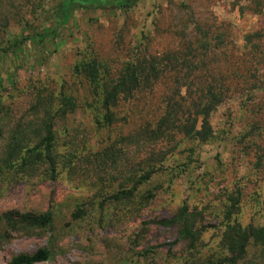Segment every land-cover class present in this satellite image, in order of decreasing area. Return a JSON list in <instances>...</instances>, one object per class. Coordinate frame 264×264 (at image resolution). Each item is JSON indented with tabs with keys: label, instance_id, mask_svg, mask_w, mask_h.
Here are the masks:
<instances>
[{
	"label": "rangeland",
	"instance_id": "rangeland-1",
	"mask_svg": "<svg viewBox=\"0 0 264 264\" xmlns=\"http://www.w3.org/2000/svg\"><path fill=\"white\" fill-rule=\"evenodd\" d=\"M60 1L0 0V264L42 249L51 259L39 264H264L262 244L250 239L235 262L223 237L234 223L264 227V0H139L77 12L56 38L10 46L50 33ZM136 63L161 77L111 106L106 125L99 85ZM217 77L229 92L207 138L163 126L168 100L186 110L198 79ZM49 133L55 174L39 157ZM184 207L191 246L183 225L160 223ZM48 210L47 227L5 219Z\"/></svg>",
	"mask_w": 264,
	"mask_h": 264
},
{
	"label": "trees",
	"instance_id": "trees-1",
	"mask_svg": "<svg viewBox=\"0 0 264 264\" xmlns=\"http://www.w3.org/2000/svg\"><path fill=\"white\" fill-rule=\"evenodd\" d=\"M138 2L139 0H61L55 6V18L57 19V23L56 27L50 33L35 34L24 40H16L12 42L10 46L12 48H16L20 46L24 41L26 42L30 40L34 42L37 41L38 43H43L48 39L56 38L59 29L65 26L77 12L97 9L124 11L130 9L131 7H134ZM258 37L261 38L260 35ZM206 43L208 45L204 47L206 49V52L211 51L212 48L209 45L210 42L208 41ZM181 61L182 60H180V58H177L176 60V62L178 63ZM201 61L202 66L208 68V63L205 58H203ZM157 68L158 67L156 65H153V63H150L148 65L145 64V66L140 63H136V66L134 67L128 66L127 69L119 76L118 81L113 83L114 85L111 84L110 87H108V85L106 84L99 85V74H97V69L95 70V72L93 73L94 76L91 77L92 82L97 81V84L100 87H103V89L105 87L106 89L101 96L103 97V105L107 110V114L106 116H104L106 125L110 126L113 122V118L109 113V111L111 110V106L115 105L119 100L127 101L128 99H131L134 95V92L147 89L149 85L153 83L155 84V82L160 79V70H158ZM198 81L200 83L198 98L193 100L192 105L188 106L185 110L180 102L168 100L163 116L164 118H162L161 120L163 126L172 123L177 124L176 128L180 130V133L185 138L195 141H200V137L202 139L207 138L208 133H202L203 130L207 129V118L209 117L211 112L214 111L215 108L224 101L226 97L225 94L229 92V87L227 86L225 78L217 77L205 80L203 78H200L198 79ZM191 99H194V97ZM199 117H202L204 120V123L201 125L200 129L197 128V125L199 124ZM163 135L164 134L161 129L159 132L154 131V133L152 132L149 134V136H153L156 139H161ZM45 139V150L43 154H39V157L50 164L51 173L55 174L56 168L52 156L53 141L50 133ZM20 148L21 146H17V148H12L10 152H7V154H9V157H7V159L5 160L6 165H13L14 159L17 158L18 155H20ZM29 161L35 162L36 160ZM22 169L26 168L23 167ZM134 193L135 189L132 188L128 191H125L123 195L125 197H129L133 196ZM122 197V195L115 196L113 199L120 200ZM11 214L12 213L7 214V217L5 218L7 220V223L11 225V227H15L17 225V222L23 224L30 223L36 227H47L53 221L52 212L49 210L39 216H34L31 214H18L15 217V214H13V216H11ZM17 218H19L20 221H17ZM160 223L165 226H171L178 223L180 225H183V227L181 228V238L183 240L189 241L190 246L193 245L196 232H194L193 228L188 224V210L186 207H184L181 210L180 214H178L175 218L168 221L163 220ZM223 237L226 248L230 253H234L233 256L236 262L246 253L247 243L248 241H250V239H253L255 240V242L264 246V227L242 228L238 223H234V225H230L225 228ZM50 259V251L47 249H42L32 255H17L11 259L9 264H39L48 262Z\"/></svg>",
	"mask_w": 264,
	"mask_h": 264
}]
</instances>
